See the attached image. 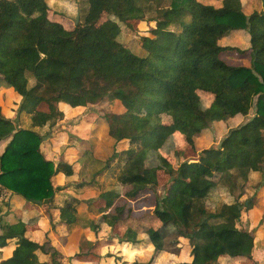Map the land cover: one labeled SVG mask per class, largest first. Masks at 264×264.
<instances>
[{
  "label": "trees",
  "instance_id": "obj_1",
  "mask_svg": "<svg viewBox=\"0 0 264 264\" xmlns=\"http://www.w3.org/2000/svg\"><path fill=\"white\" fill-rule=\"evenodd\" d=\"M159 1L146 0L142 6L138 0H81L77 22L71 25V17L51 11L45 0H0V81L20 97L18 112L30 115L32 121L29 128L16 127L0 105V141L8 139L0 152V200L6 192L17 194L26 208L41 199L52 226L77 223L79 230L97 235L101 223L116 224L124 205H114L120 194L115 186L86 201V209L74 196L62 204L55 202L61 187L54 185L52 177L70 175L74 168L65 159L47 158L40 147L41 128L62 120L65 106L74 103L65 95L79 96L80 102L90 106L105 101L107 110L99 116L107 121V134L115 142L127 139L128 146L113 151L91 178L95 181L96 175L109 169L111 175L117 167L113 175L125 187L122 195L127 199L138 198L152 181L147 171L124 164L142 149L148 150V144L159 148L166 139L184 136L183 148L173 152L178 167L161 168L167 183L163 198L153 208L156 218L182 228L181 236L188 239L189 258L169 264H221L225 258L255 264L253 233L239 225L254 198L235 199L228 208L218 205L214 210L207 208V201L216 187H226L240 197L252 171L264 175V0L261 10L248 14L240 0H220L219 6L202 0H168L166 5L162 4L165 0ZM145 9L155 12L147 17ZM120 22L134 29L143 22L149 25L140 36L146 54L135 53L117 39ZM235 29L249 32L247 48L219 43ZM232 51L250 58V64L227 62L226 55ZM27 76L35 80L31 86ZM191 86L211 95V102L204 108L195 105ZM248 113L250 117L230 127L217 144L197 152L200 159L214 161L219 168L214 182L182 165V158L194 149V135L213 121ZM96 119L94 111L83 118L87 125ZM73 142L69 145L79 150L91 148L84 137ZM111 161L116 163L109 165ZM263 187L262 182L259 190ZM173 193L176 201L167 199ZM5 204L9 207V200ZM99 207H113L114 212L89 219L87 213ZM20 213L12 208L0 214V248L14 243L8 252L1 251L0 264H62L63 252L49 237L38 241L25 235L29 223ZM196 237L204 243L206 261L201 263L196 262ZM118 240L134 243L140 238L137 230L124 225ZM103 241L95 236L87 250L77 248L68 259L79 260L75 255L80 253L98 255ZM38 250L49 261L38 259ZM150 257L147 263H134L151 264L154 257Z\"/></svg>",
  "mask_w": 264,
  "mask_h": 264
},
{
  "label": "rangeland",
  "instance_id": "obj_2",
  "mask_svg": "<svg viewBox=\"0 0 264 264\" xmlns=\"http://www.w3.org/2000/svg\"><path fill=\"white\" fill-rule=\"evenodd\" d=\"M66 1L71 7L69 6V10L67 9L68 7H65V9L63 8L64 11H61L64 13L67 12L71 16L69 22L73 25L76 18L75 15L77 13V7L79 6V3H81V0ZM167 1L168 0L163 1L162 4L166 5ZM203 1H205V3H220V0ZM240 2L241 8L245 14H248L253 10L259 11L262 8L261 0H240ZM138 3L142 6L147 4L146 0H138ZM154 12L155 11L153 9H145L144 15L149 17L154 14ZM56 13L63 14L62 12ZM148 26L149 25L147 23L145 24V22H143L140 24V27L134 29L127 26L123 22H120V33L117 39L125 46H128L135 53H145V49L141 46L140 36L144 33V31L147 32ZM223 37L227 38V41L223 43V45H232L239 49L247 48L250 45V34L245 29L231 30ZM226 60L227 62L234 63L235 65L250 64V58L245 55L239 56L233 51L229 55H226ZM27 78L29 79V86L34 84L35 80L33 78H30L29 76H27ZM0 83L6 87L2 81H0ZM193 88L195 87L191 86V88H189V92L194 104L200 108H204L211 102L212 96L205 94L199 89ZM6 90L8 94L6 93ZM1 92H5L3 93L4 95H2ZM14 92L13 89L11 90L9 87L0 88V105L2 113L12 118L15 126L19 123L24 124V126H29V123H31L30 115H26L27 117L19 116L21 113L18 112L17 106L21 99ZM65 97L74 102L72 103V109L66 112L67 115L64 120L58 125H56L58 123L57 122L55 125L53 124L41 128V146L44 150L48 149L49 143L52 144L53 142H55V146L59 149H61L68 141H73L75 139L77 143V141H79L77 133L83 129L82 123L84 116L94 111L97 119L95 128L92 130V134H90V141L94 143V147L91 148V150L89 148L85 149L84 155H82L81 158L76 160L73 164V167L75 168H78V166L81 165L82 168L85 169H82L80 173L77 172L73 175H65L63 178L54 177L52 179L54 185L59 184L58 186L61 187V189L57 191V194L54 196L55 202L57 204H62L63 200L68 196H74L82 200L83 205H86V201L93 200L100 190L115 186V188L120 190V194L119 197L114 200V205H124V211L116 224L108 226L105 223H101L98 234L96 235L87 230L85 231V229L79 230V225L77 223L72 225L52 226L49 217H47L44 213L43 206L40 207L37 203H33L26 209L31 211L30 214H28L29 216H26V221L29 222L28 235L32 238L43 237L42 233L46 234V231H48V236L51 239V242L54 243V245H58L61 250H63V255L59 258L62 264L147 263L151 258V255L154 257L151 264L177 263L181 260L188 259L190 246L188 239L181 236L183 229L174 227L170 221H161L153 215L155 201L163 198V186L167 183V174L161 168L166 165H172L175 168L178 167V163L173 155V152L175 148H183L185 144L184 136H180V138L173 137L174 139H166L159 148H152V145L148 144V150L142 149L139 154L124 164L125 167L130 169H142L145 173L147 171L146 175H149L152 181L149 188L139 194L138 198L133 200L127 199L122 195L125 187L118 185L113 175V173L117 170V167L112 171L111 175L108 174L109 169L103 170L101 171V174L96 175L97 179H95V181H93L94 178H91L93 172L105 163V160L113 151L118 153L123 150V148L128 146L127 139L115 142L114 138L107 134V121L104 117L99 116L102 111L107 110V107H105V101H100L90 106L84 105L80 102L81 98L79 96L65 95ZM161 117L164 118L165 115H161ZM239 117L235 116V118L232 119L229 117L227 119L213 121L207 129H203L200 133L194 135V149L190 148L187 154H185L182 158V165L187 166V168L192 172L205 175V177L214 182L219 176V168L213 164L214 161L200 159L197 152L202 147L206 148L213 144H217L230 127H236L237 125L243 123V121L250 117V113L243 116V119L241 116ZM53 131L57 133L58 137H56L57 139H54L53 142H50ZM177 136H179V134H177ZM53 160L54 162H57L58 157H55ZM114 163L116 162L111 161L108 164L110 165ZM80 181H83L84 183L79 186L77 185V182ZM262 182L264 183V175H261L259 172H251L245 183V191L242 196L236 197V193H230L226 187H216L214 191L209 194L207 201V208L209 210H214V208L218 205H223L224 208H228L233 204L235 199L239 202H244L247 201L246 198L250 196L254 198V205L250 209H244L239 225L242 227H248L253 233L254 247L251 254L256 260L255 264H264V187L261 191L259 190ZM5 196L6 195L3 196V199L0 202V210L5 208ZM167 199L170 201H176L175 193L169 194ZM245 206L246 205H244V207ZM113 212V207H99L94 209L93 212L87 213V216L89 219L93 216L97 219L103 218L106 213ZM53 215L56 221L58 217L57 209L53 210ZM87 220L88 219L86 218L84 219V221ZM124 225H128L137 230V235L140 240L134 243L127 241L120 242L118 240V235L120 229L124 227ZM72 231L77 233L78 240L66 245V243L63 242ZM95 236H100L104 240L99 246L98 255H84V253H80L75 255V257L79 260L68 259V254L77 248L82 249V251L87 250ZM176 240L180 241V243L178 242L177 244ZM195 241L199 244L196 254V262H204L206 259L203 256L204 253L202 249L204 243L202 237H196ZM179 247L182 248L180 252ZM37 253L38 259L49 261L47 254L40 251H37ZM221 264L241 263L236 259L225 258L222 260Z\"/></svg>",
  "mask_w": 264,
  "mask_h": 264
},
{
  "label": "crops",
  "instance_id": "obj_3",
  "mask_svg": "<svg viewBox=\"0 0 264 264\" xmlns=\"http://www.w3.org/2000/svg\"><path fill=\"white\" fill-rule=\"evenodd\" d=\"M46 2H47V4L49 5V7H50V10L51 11H56V12H62L63 13V15H65V16H67V17H71L67 12V14L66 13H64L63 11H64V9H65V7H68L67 9L69 10V4H68V2L66 1V0H45ZM203 1V0H202ZM205 2V1H204ZM208 3V2H207ZM211 3V2H210ZM209 3V4H210ZM80 4V3H79ZM213 5H215V6H219L220 4H221V1H220V3L218 2V4H215V3H212ZM71 7V6H70ZM64 8V9H63ZM78 8H79V6L77 7V13H78ZM61 10H63V11H61ZM67 10V11H68ZM55 12V13H56ZM77 13H76V15H75V17L77 16ZM236 30V29H235ZM221 40H220V43H225L227 40V38H225V37H222V38H220ZM144 54H146V52L145 53H140V55H144ZM2 83L3 84H5L3 81H2ZM6 85V84H5ZM6 87H9V86H7L6 85ZM4 85H1V83H0V88H6ZM10 88V87H9ZM3 93H5V92H1V94L2 95H4ZM6 93L8 94V92H7V90H6ZM64 104L63 103H61L60 105H59V108H63L64 106H63ZM66 108L64 109V117H63V119L62 120H60V121H58V123L56 124V125H58L59 123H61L63 120H64V118H65V116L67 115V111L68 110H71L72 109V106L71 105H66L65 106ZM6 116V115H5ZM20 117H22V116H25V117H27L26 115H22V114H20L19 115ZM235 116L236 117H239L240 115H234V116H232V117H230V119H232V118H235ZM242 117V116H241ZM10 118V117H9ZM240 118V117H239ZM12 119V118H11ZM242 119H243V117H242ZM30 122L31 123H29V126H24V124H18L16 127H24L25 129L26 128H29L31 125H32V121H31V117H30ZM95 123H96V120L95 121H93L92 123H90V124H86L85 122H84V120H83V123H82V125H83V129L81 130V131H79L78 133H77V135L79 136V138H81V137H84L86 140H89L90 141V134H92V130L95 128ZM53 135H52V137H51V139H50V142H53V140L54 139H57L56 137H58V135H57V133H55L54 131H53V133H52ZM41 138H42V136H41ZM7 140L8 139H3V140H1L0 141V152L3 150V148H4V146H5V144H6V142H7ZM88 141V142H89ZM55 142H53L52 144L51 143H49V147H48V149H45L44 150V148L41 146V143H40V147H41V149H42V151L44 152V154H45V156L47 157V158H51V159H55V157H58V160H60V159H65V160H67L68 162H71V165H72V168H74V172L72 173V174H70V175H73V174H76L77 172L78 173H80L81 172V170L83 169L82 168V166L81 165H79L78 166V168H75V167H73V164L75 163V161L76 160H79L80 158H81V156L82 155H84V152H85V150H83L82 151V149L81 150H79L78 149V146L77 145H75V144H73V145H69V144H72V143H74L73 141H68L64 146H62V148L61 149H59L58 147H56L55 146V144H54ZM90 144H91V148H93L94 147V143L93 142H91L90 141ZM91 148H90V150H91ZM55 156V157H54ZM57 160V161H58ZM80 166H81V168H80ZM85 169V168H84ZM83 169V170H84ZM252 172H254V171H252ZM63 176H65V174H57L56 176L54 175L53 177H52V179L54 178V177H58V178H63ZM59 184H56L55 186H58ZM5 200L7 201V200H9V203H10V206L9 207H7V205L5 204V202H4V209L3 210H0V214L1 213H4L7 209H12V208H15V209H20L21 210V213H20V215H21V218H22V220L25 222V223H29V222H27L26 220H27V218H26V216H29L28 214H30V212L31 211H29V210H26L27 209V207L30 205V204H27V206H26V208H24V206H23V204H24V199L21 197V196H19V195H17V194H11L10 192H6L5 193ZM6 197H7V199H6ZM3 199V198H2ZM1 199V200H2ZM1 200H0V202H1ZM20 201V202H19ZM19 202V203H18ZM81 202H82V200H81ZM38 204V206H42L40 203H37ZM59 204V203H58ZM80 206H83L85 209H86V205H83V202L82 203H80ZM27 212V213H26ZM26 214V215H25ZM46 215V214H45ZM47 217H48V215H46ZM29 225V224H28ZM64 225V224H63ZM63 225H55V226H63ZM78 230V229H77ZM46 231V230H45ZM47 233V235L45 234V233H42V236L43 237H31V236H29L28 235V233H29V230L26 232V236L28 237V238H30V239H32V240H38V241H41L42 239H44L46 236L47 237H49L48 235V231H46ZM76 236V237H75ZM50 239V238H49ZM51 240V239H50ZM78 240V236H77V233H75V231H72L68 236H67V238L64 240V242L63 243H66V245H69L71 242H73V241H77ZM13 241V240H12ZM13 242H10V244H8V245H6V246H4V247H1L0 248V257H1V251L2 252H8L11 248H12V246H13ZM61 249V248H60ZM39 251V250H38ZM74 251V250H73ZM72 251V252H73ZM37 252V251H36ZM41 252V251H40ZM62 252H63V250H62ZM71 252V253H72ZM70 253V254H71ZM36 254H38V253H36Z\"/></svg>",
  "mask_w": 264,
  "mask_h": 264
},
{
  "label": "water",
  "instance_id": "obj_4",
  "mask_svg": "<svg viewBox=\"0 0 264 264\" xmlns=\"http://www.w3.org/2000/svg\"><path fill=\"white\" fill-rule=\"evenodd\" d=\"M75 22H77V17L75 18ZM35 201L38 202V203H40L41 202V199H36Z\"/></svg>",
  "mask_w": 264,
  "mask_h": 264
}]
</instances>
